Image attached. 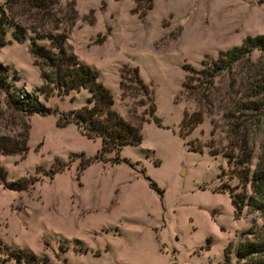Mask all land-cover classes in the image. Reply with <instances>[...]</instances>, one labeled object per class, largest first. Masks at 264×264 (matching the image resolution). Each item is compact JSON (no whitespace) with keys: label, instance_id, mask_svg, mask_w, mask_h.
Masks as SVG:
<instances>
[{"label":"rangeland","instance_id":"374dc122","mask_svg":"<svg viewBox=\"0 0 264 264\" xmlns=\"http://www.w3.org/2000/svg\"><path fill=\"white\" fill-rule=\"evenodd\" d=\"M145 6L140 0L133 13L132 0H103V5L73 0L76 18L64 40L65 50L92 68L109 91L111 109L128 123L141 124L139 144L121 146L119 161L107 152L78 172L77 155L96 156L99 140L82 136L71 123L55 126L57 113L84 104L85 89L72 99L34 92L56 113L25 116L7 106L0 88V135L12 136L21 122L28 126L26 153L0 155L5 181L24 179L27 186L14 191L0 183V264H24L23 258L15 261L18 250L32 253L38 264H233L236 245L260 229L256 211L243 207L233 217L228 192L241 188L232 158L223 155L225 147L226 154L235 151L226 143L228 130L250 142L249 170L260 155L264 92L249 99L253 106L246 109L249 66L241 63L213 78L211 106L191 131L185 134L179 123L183 112L204 108L203 101L196 105L205 93L200 81H191V90L181 88L183 66L199 70L218 51L263 35L264 0H152L150 9ZM141 12L145 15L137 17ZM5 30L0 64L6 80L16 91L30 93L41 80L28 41L16 42L11 28ZM257 57L255 51L249 55L252 62ZM124 66L136 68L151 100L124 80L121 94ZM152 116L160 119L158 125ZM54 159L67 165L49 175L59 165ZM243 193L249 194L248 187Z\"/></svg>","mask_w":264,"mask_h":264},{"label":"trees","instance_id":"16d2710c","mask_svg":"<svg viewBox=\"0 0 264 264\" xmlns=\"http://www.w3.org/2000/svg\"><path fill=\"white\" fill-rule=\"evenodd\" d=\"M3 0L0 4V45H3L5 29L11 28V38L16 42H22L25 38L28 41L27 52L39 71L41 85L29 92H18L6 80L8 74L6 67L0 64V88L4 89L5 102L14 112L25 116L31 114L47 115L55 114L54 110L45 107L38 102L34 92L49 95L52 91L59 96L70 95L80 89L87 91L84 104L76 109L56 114L55 126L63 127L66 124H73L78 132L89 139L99 140V151L92 158H81L78 154V172L93 160H100L104 153L113 152L112 161H119L118 150L123 145H137L140 142L141 124H130L121 118L111 109L112 99L109 91L97 80L96 72L79 62L74 55L68 53L64 48L66 32L73 26L76 18V11L73 7V0ZM134 3L133 13L140 0H132ZM145 9L151 8L152 0H145ZM103 5V0H100ZM145 12L138 13L141 18ZM58 30V31H57ZM29 32L30 36H26ZM45 40L46 44L38 43ZM257 52L258 57L254 62L250 61L249 55ZM241 63L249 66L250 75L244 77L246 86L251 94H247L245 102L246 109L251 110L252 100L256 99L264 92V34L246 36L239 45L229 49L218 51L216 58L209 61L206 66L195 70L187 65L183 66L182 89H192L189 86L191 81H200L205 91L200 93V100H196V105L203 101L204 108L189 114L183 112L179 128L187 134L202 119L205 107H210L209 95L213 92V78L221 72H229L233 66ZM123 80L127 85L132 84L136 91H141L145 97L151 100L152 92L138 77L135 67L124 66L119 71L118 87L121 94H124ZM239 83L243 82L241 77ZM199 88V87H198ZM197 89V87H195ZM200 89V88H199ZM197 89V90H199ZM263 95V94H262ZM195 99V97H194ZM150 105V112L153 105ZM180 131L178 135L180 136ZM28 136V126L21 122L20 130L10 135H0V155L22 157L26 151V140ZM226 143L234 148V152L223 155L232 158L234 164V176L241 188L240 193L228 192V198L233 210V217L240 215L241 209L245 207L248 211H256L262 219L259 230L250 233V238L239 242L233 252V264H264V140L260 145V155L254 167L249 170L252 156V146L250 142L243 139V135L235 132H225ZM197 151V150H192ZM200 152V151H197ZM234 153V154H232ZM124 160V159H122ZM58 163L56 167L48 170L49 175L61 171L67 163L54 159L53 163ZM127 163V162H126ZM78 173H76L77 176ZM6 172L0 165V183L4 188L14 191H22L27 188L24 179L14 182L5 181ZM150 188L160 193L155 184L147 177ZM248 187L249 194L243 193ZM250 231V230H249ZM207 242L205 248H207ZM16 262L23 258L24 264H38L37 258L30 252L21 250L13 253ZM223 260L226 258L225 250L222 252Z\"/></svg>","mask_w":264,"mask_h":264},{"label":"water","instance_id":"95a60500","mask_svg":"<svg viewBox=\"0 0 264 264\" xmlns=\"http://www.w3.org/2000/svg\"><path fill=\"white\" fill-rule=\"evenodd\" d=\"M150 120L154 125H158L160 123V119L154 116H152Z\"/></svg>","mask_w":264,"mask_h":264}]
</instances>
